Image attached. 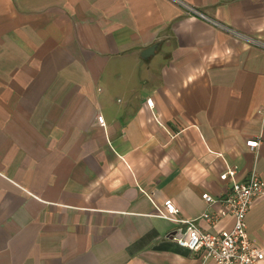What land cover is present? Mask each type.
<instances>
[{
	"label": "crops",
	"instance_id": "1",
	"mask_svg": "<svg viewBox=\"0 0 264 264\" xmlns=\"http://www.w3.org/2000/svg\"><path fill=\"white\" fill-rule=\"evenodd\" d=\"M181 1L264 40V0ZM228 166L264 181V49L171 0H0V264H203L157 210L229 232Z\"/></svg>",
	"mask_w": 264,
	"mask_h": 264
},
{
	"label": "built area",
	"instance_id": "2",
	"mask_svg": "<svg viewBox=\"0 0 264 264\" xmlns=\"http://www.w3.org/2000/svg\"><path fill=\"white\" fill-rule=\"evenodd\" d=\"M181 6L188 15H195L211 25L224 30L245 43L264 49V40L260 37L243 35L235 30L220 24L218 21L207 17L195 7L181 0H171ZM147 106L153 110L154 103L150 98L146 99ZM158 122V121H157ZM260 139H248L245 144L250 149H256L260 145ZM236 166L226 167L219 175L221 181H231L229 190L218 197L208 192L201 194V199L208 206L218 204L215 211L202 214L208 222H214L218 218L231 213L234 217V225L229 232L212 234L198 229L194 219H182L178 217L179 209L171 199L163 203V208L158 209V215L164 219L183 224L181 233L176 232L175 242L192 253H199L202 263L210 261L213 264H259L264 260L262 251L251 244L246 231V214L254 200L264 194V181L255 173H251L248 179L237 181L235 175ZM180 230V229H179Z\"/></svg>",
	"mask_w": 264,
	"mask_h": 264
},
{
	"label": "water",
	"instance_id": "3",
	"mask_svg": "<svg viewBox=\"0 0 264 264\" xmlns=\"http://www.w3.org/2000/svg\"><path fill=\"white\" fill-rule=\"evenodd\" d=\"M157 45L154 44V45H151L150 47L146 48L142 54H141V57L142 58H147L149 57L151 54H153L154 50L156 49Z\"/></svg>",
	"mask_w": 264,
	"mask_h": 264
}]
</instances>
